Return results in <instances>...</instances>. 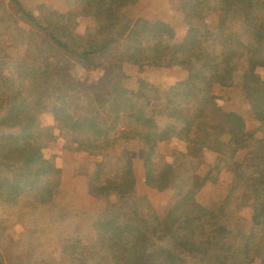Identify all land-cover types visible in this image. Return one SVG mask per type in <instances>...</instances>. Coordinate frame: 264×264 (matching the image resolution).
<instances>
[{
    "label": "trees",
    "instance_id": "trees-1",
    "mask_svg": "<svg viewBox=\"0 0 264 264\" xmlns=\"http://www.w3.org/2000/svg\"><path fill=\"white\" fill-rule=\"evenodd\" d=\"M133 1L70 2L84 15H94L96 18L95 28L88 35L81 36L69 32L66 27H60L57 31L42 26L17 0H10L18 14L26 16L25 20L31 23L28 31L21 30L16 21L12 31H4L11 38L19 37L27 46L25 59L16 62L14 68L17 70L26 66L30 59L41 62L34 71L41 74L45 84L35 87L40 93L31 106L25 98L17 100L13 96H5L1 101L0 139L7 143H2L1 147L4 148L0 150V169L3 171L0 170V193H4L5 202L15 203L29 189H35L37 196H40L41 191L47 195L59 185L60 169L47 165L42 151L51 143H42L39 147L8 143V140L24 139L34 129L32 111L37 105L40 109H43L41 106L53 109L58 135L48 132L42 137L47 142L60 141L64 145L63 151L101 153L120 142L144 140L151 146L144 163L145 183L152 190H167L173 176V167L162 159L161 166L154 163L153 158H157L153 150L155 140L146 135L147 109L165 101L169 107V117L183 126L176 127L168 123L159 131L160 141L170 140L179 129L180 139L196 142L198 138H190L191 133L203 127L207 129L206 132L209 129L217 130L219 137L224 136V152L212 166L213 175L210 180L223 187L226 195L223 199L212 200L207 204L199 203L195 193L201 181L195 179L185 197L174 207V210L180 208L184 216L176 234L168 233L166 227L165 218L174 217L170 216L171 213L165 218L157 217L145 198L136 200L131 223L97 220L96 232L101 248L108 243L106 236L115 234L122 242L112 245L110 249H119V264H264V147L258 146L261 141L253 138L241 117L219 108L212 94L213 86L226 84V79L235 67L244 68L243 84L251 102L254 103L255 95L264 92V81L260 77L261 73L264 74V10L252 16V12H248L253 7L252 0H221L220 16L225 50L216 56L213 33L207 29L189 34L172 52L163 43L161 35L153 38V45L147 48H141L139 41H135L134 46L125 43L138 29V25L130 30L128 36H121L120 9ZM211 3V0H179L178 10L190 22L201 23ZM236 22H241L246 30L238 32ZM34 27L39 31L37 42L40 49L39 56L32 58L26 40L27 35L31 39L32 35L37 34L34 32L31 35ZM254 31L257 33V47L250 50L237 48L240 35ZM95 35L100 38H93ZM43 44H48L45 49ZM169 53L172 54V65L192 66L188 79L177 83L173 90L163 93L146 80L140 79L135 90L129 89L127 82L132 77L120 69L124 63L139 66L147 62L149 65L152 60ZM95 56L102 62L98 66L105 70L106 79L89 88L70 75V65L74 60L88 62ZM107 60L110 67L103 64ZM113 63H118L115 71ZM12 130L17 132L8 133ZM238 152L245 153L242 162L235 160ZM104 164L97 166L93 179L97 184L104 171L113 167L108 161ZM123 168L125 175L108 184L114 187L121 203L129 204L135 178L128 155L123 157ZM221 168L231 175L228 182L219 179ZM104 189L99 184L94 190L103 194ZM230 206L237 210L251 209L252 228L249 234L235 232L223 223L224 213ZM143 207L151 213V222L145 218L147 215L142 211ZM95 254L105 260L103 255L106 253Z\"/></svg>",
    "mask_w": 264,
    "mask_h": 264
},
{
    "label": "crops",
    "instance_id": "crops-1",
    "mask_svg": "<svg viewBox=\"0 0 264 264\" xmlns=\"http://www.w3.org/2000/svg\"><path fill=\"white\" fill-rule=\"evenodd\" d=\"M17 1L27 12H31L37 21L41 16V9L48 11L55 19H62L69 14L75 15L77 12L67 0ZM5 2L10 3V0ZM211 2L205 19L201 23H192L178 10L179 0H135L120 9V29L122 32L132 29L138 21L159 27L161 25L163 29L172 31L173 45L170 47L173 50L189 34L207 29L213 33L215 55L220 56L225 50L220 16L222 2ZM252 4L253 7L248 10L254 12L251 13L252 16L257 11L264 10V0H252ZM20 17L21 15L17 14V18ZM77 20L78 27L75 31L79 35L86 34L96 26L94 15ZM18 27L23 31L31 28L24 19L19 20ZM15 37L11 38L0 32V40L7 39L2 48L8 49L6 53L11 61L18 62L25 59L27 46L19 37ZM256 41L255 31L242 34L238 40L240 50L254 49ZM160 62H163L160 65L163 67L160 75H169L158 80L157 88L160 93L173 90L177 83L189 78L191 65H172L169 59ZM127 67L130 66L123 68ZM230 75L229 85L215 84L213 87L217 105L219 101L228 103L231 107L218 106L225 112H232L241 117L251 133H262L259 128L261 130L263 120L259 115L264 114V105L255 106L249 100V93L243 84L244 68L235 67ZM261 75L263 80L264 74ZM167 114L159 113V116H154L153 123L150 122L146 131V135L155 140L154 155L173 167V176L167 190H152L145 183L144 163L151 146L144 140L120 142L101 153L64 150L59 156L58 165H55L60 169V182L52 193L46 195L41 191L37 198L36 190L32 189L19 196L15 203L0 201V264H81V257L87 253L99 252L101 248L96 232L98 219L115 221L118 224L131 223L135 212L134 201L143 198L151 204L158 216H163L184 196L186 188L188 191L195 179L201 181V186L195 193L196 201L204 204L207 199H223L225 191L219 184L210 180L213 175L212 166L220 157L215 145L204 144L199 139L196 142L180 139L179 129L170 140L160 141L157 133L168 124ZM203 130L207 129L203 127L199 131ZM208 136L217 137L218 131L209 129ZM223 143H226V140ZM125 155L131 159L135 178V188L129 197V204L121 203L115 192L96 193L94 189L97 183L93 182L99 164L108 161L115 168H123ZM244 157V152H238L235 160L242 162ZM182 159L187 162L183 168L180 165ZM220 171L219 179L228 182L231 175H228L224 168ZM225 215L230 216L231 221H228V224L232 223V228L238 233L249 234L252 228L251 209L237 210L230 206ZM223 220L227 222L226 219Z\"/></svg>",
    "mask_w": 264,
    "mask_h": 264
},
{
    "label": "rangeland",
    "instance_id": "rangeland-1",
    "mask_svg": "<svg viewBox=\"0 0 264 264\" xmlns=\"http://www.w3.org/2000/svg\"><path fill=\"white\" fill-rule=\"evenodd\" d=\"M72 1L73 0H67V3L71 7H74L73 5L70 4V2H72ZM211 1H213V0H211ZM76 11L77 12L75 13V15L69 14L66 17H62V19H55L54 17L51 16V14L48 11H46L45 9H41V16L38 19V21L35 19V16H33V18L39 24H41L42 26H45L49 29L50 28L54 29V30L58 29L57 31H59L60 27H66L69 32L71 31L73 34L79 35L75 31L78 27V25L76 24L78 22L77 19L82 18V17L87 16V15H84L81 11H79L77 9H76ZM17 14H18V11H17L16 7L11 2L6 3L5 0H0V23H1L0 24L1 25L0 26V32L7 31L9 33L10 31H12V28L15 25L14 21L19 23V20H23V19L25 20V18H27L26 16H22L20 18H17ZM26 20H25V22L28 21V20L27 21ZM30 25H31V23H30ZM136 25H138V29L130 35V38H128L125 41V43L131 44L134 46V44H136L135 41H139V42H141L140 43L141 48H147L150 45H153V43H154L153 38H156L159 35H161L163 43H165L169 46L170 52H172L176 49L175 48L173 50L170 47L171 45H173V39L171 36L172 31H170L168 29H163L161 27V25H160V27L154 26L152 24H149L147 22H142V21H138L136 23ZM136 25L133 28H135ZM235 25H236V27L239 26L238 32H240V33L243 32L244 29L246 28L241 22H238V23L236 22ZM2 26H3V28H2ZM130 30L131 29L127 30L128 32H126V31L125 32L119 31V32L123 33V35H121V36L126 37L129 35ZM34 32L37 34L32 35V33H34ZM176 32L179 33V30L176 29ZM88 33L89 32H87L86 34H82L81 36H86V35H88ZM38 34H39V31L34 27L32 29V32H31V35L33 37L31 39H29V35H27L28 40H26V42L29 43V46L31 48L30 54L32 55V58L39 56V49L40 48H39V44H38L39 42H37L38 41L37 40ZM255 34H257L256 31H255ZM241 36L242 35H240V37ZM93 38L99 39L100 36L95 35ZM5 42H7V39H5V38L0 40V44H1L0 46L3 47L4 45H6ZM47 45L48 44H43L42 46L45 49L47 47ZM257 45H258V41H256L255 48L257 47ZM237 48L241 49L239 43L237 45ZM7 51H8L7 48L0 51V106H1V101L5 96H13L17 100L19 98H22V99L25 98L27 103L31 106L33 101L38 99L39 93H40V90L35 89V87L44 86V84H45V82L43 81V78H41L42 77L41 74H37L34 71L35 67L40 65L41 62L40 63H39V61L33 62L30 59L27 61L26 66H21L20 69L15 70L14 66H15L16 62L11 61L9 54L6 53ZM171 56H172V54L169 53L165 57L156 58V59L152 60L149 65L147 64V62H142V64H140L139 66L131 64V63H127V64L124 63L122 68L125 66H130V67H127L126 69L125 68L122 69L120 67V69L124 73H126L132 77L131 80L127 82L129 89L135 90L138 87V85H137L138 79L146 80L151 85H153L155 88H157L158 80H160L161 77H163V76H164V78H167L169 76V75H162V76L160 75V70L163 69V67H160V65H162L163 62H160V61H162L164 59L171 60ZM177 57H179V56H177ZM100 63H102L101 60L96 56L88 62H83L81 60H74L72 62V64L70 65L69 73L77 81L87 85L89 88H92L93 86L100 83L102 80L106 79V73H104L105 70L103 69V67L98 66V65H100ZM103 64H104V66L107 67L109 65L108 60L104 61ZM117 64L118 63H113V71L116 70ZM108 67H110V66H108ZM257 73H261V71H257ZM261 74H263V73H261ZM260 77L262 79V75ZM230 78H231V75L226 79L225 85H229L228 81ZM232 80H233V77H232ZM263 81H264V79H263ZM157 89L159 90V88H157ZM212 94H213V88H212ZM253 100H254L255 106H259L260 104L264 105V92L255 95L253 97ZM229 102L232 103V101H229ZM40 105H42V104H40ZM218 105L220 107L224 106L225 108L231 107L228 103L221 102V101H219ZM37 106L32 111V113L34 114L33 118H35L34 119V122H35L34 129H32L28 133V136H26L24 139L21 138L22 140L19 139L18 141H12V140L9 141L8 140V143H17V144H25V145H31L32 144L33 146H38V147L41 146L42 143H51L48 146L49 148L47 147L48 149L42 148V151L45 155V157H44L45 163L51 167H55V165H58L59 156L63 151L64 145H61L60 141H58L59 143L56 141L55 142H49V141L47 142L43 139L42 135H47L48 132H51L55 136H57L58 135V127H57V124L54 120V115H53V111H52L53 109L50 107H46V106L45 107L41 106V107H43V109H40V108H38L39 106L38 107ZM159 113L161 115L168 113L167 114V118L169 120L168 123H173V125L176 127L181 125L176 119L169 117V107H167L165 101H162V102H159V103L152 105L151 107H149L147 109V111H146V118H147L146 131L148 129V126H150V122L153 121L154 116H159ZM259 116L263 120L261 130L259 128V131H262V133L256 135V132H252L253 133L252 134L250 130H248V129L247 130H248V132H250L253 135V138L255 140H257L259 142L261 141V145H258V146L264 147V145H262L264 143V133H263L264 132V114L259 115ZM0 119H1V116H0ZM246 128H247V125H246ZM201 129L202 128L198 129L195 133L192 132L190 138H193V139L198 138L199 141L204 142V144H208V143L214 144L215 148L218 150V152L220 154L223 153L224 152L223 141H225L224 136L210 137V136H208V132H206L204 130L202 132H200ZM0 131H2L1 128H0ZM15 132H17V130L8 131V133H15ZM157 134H158L157 138H159L160 135H159V133H157ZM2 143H7V142L4 139H0V150H3V148H4V146L1 147ZM195 149H198V148H195ZM153 160H154V163L158 164L157 166H161L162 161L159 158L154 157ZM106 162H104V163H106ZM186 164H187V162L184 159H182L180 161L181 168L185 167ZM104 165H107V164H104ZM107 166H109V165H107ZM110 168H111V170H105L104 171V173L102 174V177H101V181L99 183L101 186L105 187V189H104L105 192H114V187L108 183L112 182L115 178L121 179L125 175L124 174L125 173L124 168H115L114 166L110 167ZM99 184H97V185H99ZM221 188L225 191V189L223 187H221ZM30 190H32V189H29L27 191H30ZM47 190H50V189H47ZM186 193H187V188H186L185 194ZM224 193H226V191ZM185 194L181 199H183L185 197ZM37 198H38V196H37ZM180 200H178L175 203V205L169 210V212L164 214L163 216H158L157 213L155 212V210H153L151 204L148 203V204H150L151 209L153 210V212L156 214L157 217L165 218L166 215L169 213H171L170 216H174L172 218H170V217L165 218L166 227L168 228L167 229L168 233H171V234H176V232L178 231V227H180V224H181L183 217H184L182 215V213H180V208H178L177 210H174V207L178 206L177 204ZM212 200H217V199H207V201L204 204H207V203H209V201H212ZM0 201L5 202L4 193L3 194L0 193ZM135 207H136V205H135ZM145 207H143L142 211L144 213H146V215H147L145 218L150 220L151 213H148L147 209ZM240 210H243V209H240ZM223 219L227 220V222L225 220H223V223L232 228V223L228 224V221L229 222L231 221L230 216L225 215L223 217ZM103 222H107V221L103 220ZM150 222H151V220H150ZM244 224H245V220L242 222V227L244 226ZM103 230H105V229H103ZM233 230L235 232H237L235 229H233ZM104 234H105V232H104ZM98 241H99V239H98ZM106 241L108 243H106L104 245V248H99V252L102 255H103V253H106L103 255L105 257V260L99 259L97 257V254L91 252V253H87V254H85V256L81 257V260H82L81 264H119L120 263L119 249L116 248V249L112 250V249H110V247L112 248V245L121 243L122 239L115 234H108L106 236ZM77 248L78 247L76 246V249Z\"/></svg>",
    "mask_w": 264,
    "mask_h": 264
}]
</instances>
